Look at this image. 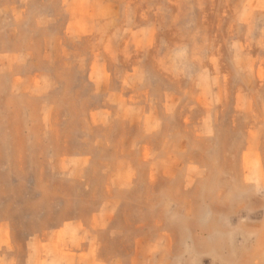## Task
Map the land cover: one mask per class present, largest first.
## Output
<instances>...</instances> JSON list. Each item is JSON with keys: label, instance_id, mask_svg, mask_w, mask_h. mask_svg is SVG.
I'll use <instances>...</instances> for the list:
<instances>
[{"label": "rangeland", "instance_id": "rangeland-1", "mask_svg": "<svg viewBox=\"0 0 264 264\" xmlns=\"http://www.w3.org/2000/svg\"><path fill=\"white\" fill-rule=\"evenodd\" d=\"M102 221L94 264H264V0H0V264Z\"/></svg>", "mask_w": 264, "mask_h": 264}, {"label": "crops", "instance_id": "crops-1", "mask_svg": "<svg viewBox=\"0 0 264 264\" xmlns=\"http://www.w3.org/2000/svg\"><path fill=\"white\" fill-rule=\"evenodd\" d=\"M101 219H104V217H101ZM106 221V220H105ZM109 224L104 225V221L100 223V226L92 224L91 226H85L83 223H78L76 222L75 224L73 223L72 226H70V232H71V237L75 238V243L69 246V253L74 254L75 258L73 259L74 264H94L93 262V256H92V249H93V243L94 245L99 243V239L96 235V231L100 230H106L108 229ZM82 228V229H80ZM66 230V227H63L62 229L58 230V235H61L62 232ZM146 245H150L149 243H146ZM55 246V248H54ZM61 246V245H60ZM60 246L58 245H51V248L53 252L59 253ZM153 249V243L151 246L146 247L145 253V260L147 262H151L153 260L154 255L151 254L150 252ZM69 260H72V258H69ZM161 260H163L161 258ZM97 264H118L117 260H113L110 263L100 261Z\"/></svg>", "mask_w": 264, "mask_h": 264}]
</instances>
